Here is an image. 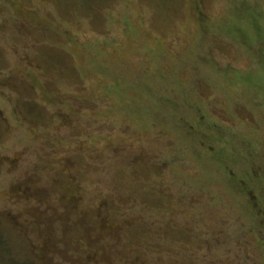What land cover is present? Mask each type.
<instances>
[{
  "label": "rangeland",
  "instance_id": "1",
  "mask_svg": "<svg viewBox=\"0 0 264 264\" xmlns=\"http://www.w3.org/2000/svg\"><path fill=\"white\" fill-rule=\"evenodd\" d=\"M0 264H264V0H0Z\"/></svg>",
  "mask_w": 264,
  "mask_h": 264
}]
</instances>
